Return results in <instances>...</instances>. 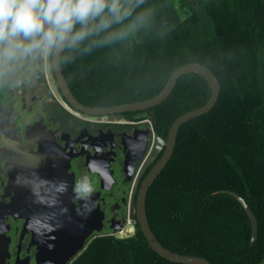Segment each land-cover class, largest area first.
Here are the masks:
<instances>
[{
	"label": "trees",
	"instance_id": "16d2710c",
	"mask_svg": "<svg viewBox=\"0 0 264 264\" xmlns=\"http://www.w3.org/2000/svg\"><path fill=\"white\" fill-rule=\"evenodd\" d=\"M176 0H145L148 25L130 40L63 64L73 94L108 107L157 94L178 67L198 63L220 84L214 108L183 124L172 157L146 197L157 241L180 255L211 264L264 263V0H198L181 18ZM139 10V9H138ZM210 86L181 76L158 106L148 109L167 135L182 114L204 105ZM256 217L251 222L232 195ZM69 264H177L157 255L139 226L133 236L96 234Z\"/></svg>",
	"mask_w": 264,
	"mask_h": 264
},
{
	"label": "flooded vegetation",
	"instance_id": "af4514ba",
	"mask_svg": "<svg viewBox=\"0 0 264 264\" xmlns=\"http://www.w3.org/2000/svg\"><path fill=\"white\" fill-rule=\"evenodd\" d=\"M188 1L189 7L198 4V0ZM19 75L21 82L15 87L0 84V149L7 146L8 140H14L18 151L37 153L43 146L39 141L43 137L49 139L62 156L69 158L67 174L73 178V190L83 176H88L95 185L91 198L98 201L102 231L88 240L96 234L121 239L133 236L138 225L135 210L139 189L164 155L168 133L164 136L156 130L148 110L91 112L113 106L88 105L77 98L62 65L49 67L47 59L23 67ZM159 140L164 144L160 145ZM156 148L157 154H151ZM7 156L0 161V209L9 205L16 195L8 190L10 157ZM93 161L95 167L90 169L89 163ZM74 194V204L78 205L82 199L75 190ZM8 221L14 224L16 241L10 242L7 263L24 264L25 260L35 264L36 246L31 245V232H26L25 219L9 216ZM8 225L9 237L12 229ZM116 227L120 229L114 230Z\"/></svg>",
	"mask_w": 264,
	"mask_h": 264
},
{
	"label": "water",
	"instance_id": "95a60500",
	"mask_svg": "<svg viewBox=\"0 0 264 264\" xmlns=\"http://www.w3.org/2000/svg\"><path fill=\"white\" fill-rule=\"evenodd\" d=\"M189 74H197L205 78L210 86V96L204 105L180 115L171 125L165 142L164 155L139 189L135 214L148 246L159 257L177 264H211L200 257L173 253L157 241L148 223L146 197L149 188L172 157L180 127L208 114L216 105L220 84L213 72L198 63L185 64L175 69L163 88L149 99L90 111L106 114L138 112L154 108L170 96L181 76ZM56 95L61 100L57 92ZM159 141L160 145L164 144L163 141ZM39 143L43 146L37 153L24 154L23 151H18L14 140H8L7 146L0 149V161L6 155L8 159L10 157L8 190L16 193L11 198L10 204L0 209V264H8L10 257L11 240L7 236L10 226L6 223L9 216L25 219V226H28L26 232H31V245L36 246L35 264H69L84 250L88 238L102 231V213L96 199L90 197L87 201L81 200L78 205L74 204V182L72 176L67 174L69 158L62 156L45 137ZM157 151L158 148L151 154H157ZM61 185H64L63 189ZM232 195L243 207L251 222L253 244L258 234L256 217L239 195L234 193ZM85 203L87 208L84 207ZM118 229L120 227L114 228V230ZM131 231H134V228ZM22 263L29 264L25 260Z\"/></svg>",
	"mask_w": 264,
	"mask_h": 264
},
{
	"label": "clouds",
	"instance_id": "9594fccd",
	"mask_svg": "<svg viewBox=\"0 0 264 264\" xmlns=\"http://www.w3.org/2000/svg\"><path fill=\"white\" fill-rule=\"evenodd\" d=\"M144 3L145 0H0V84L15 87L21 82L20 70L40 59H47L49 67L70 64L96 49L130 41L152 18L153 10L142 7ZM95 164L90 162L89 168ZM74 190L87 201L95 185L83 176Z\"/></svg>",
	"mask_w": 264,
	"mask_h": 264
},
{
	"label": "rangeland",
	"instance_id": "374dc122",
	"mask_svg": "<svg viewBox=\"0 0 264 264\" xmlns=\"http://www.w3.org/2000/svg\"><path fill=\"white\" fill-rule=\"evenodd\" d=\"M187 2L189 3L188 0H176L175 1V6H176V9L179 13V16L181 18H183L189 11H188V5H187ZM8 224L10 223L11 225V232L9 234V237L12 241V244H14V242L16 241V237L14 236V233H13V228H14V224L11 223L10 221L7 222ZM12 249H13V245H11L10 247V252H12ZM10 264H13V263H10ZM34 264V263H32ZM264 264V263H263Z\"/></svg>",
	"mask_w": 264,
	"mask_h": 264
}]
</instances>
